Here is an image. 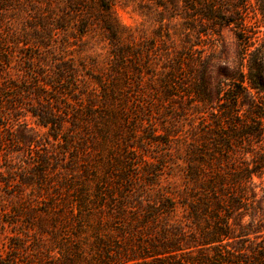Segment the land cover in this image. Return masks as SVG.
I'll use <instances>...</instances> for the list:
<instances>
[{"label":"trees","instance_id":"trees-1","mask_svg":"<svg viewBox=\"0 0 264 264\" xmlns=\"http://www.w3.org/2000/svg\"><path fill=\"white\" fill-rule=\"evenodd\" d=\"M140 1L0 0V264H264V0Z\"/></svg>","mask_w":264,"mask_h":264},{"label":"rangeland","instance_id":"rangeland-1","mask_svg":"<svg viewBox=\"0 0 264 264\" xmlns=\"http://www.w3.org/2000/svg\"><path fill=\"white\" fill-rule=\"evenodd\" d=\"M143 4L147 3L140 0H119L116 7L117 20L121 25L135 30V36H138L140 28L149 30L151 27L147 18L141 15V9L139 10L138 6L143 8Z\"/></svg>","mask_w":264,"mask_h":264}]
</instances>
